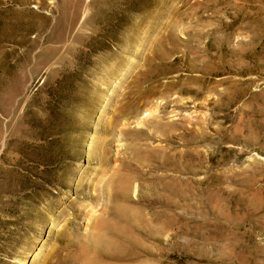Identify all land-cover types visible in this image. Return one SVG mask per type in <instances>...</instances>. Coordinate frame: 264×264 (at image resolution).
I'll list each match as a JSON object with an SVG mask.
<instances>
[{
    "label": "rangeland",
    "instance_id": "obj_1",
    "mask_svg": "<svg viewBox=\"0 0 264 264\" xmlns=\"http://www.w3.org/2000/svg\"><path fill=\"white\" fill-rule=\"evenodd\" d=\"M116 227L134 264H264V0H0V264Z\"/></svg>",
    "mask_w": 264,
    "mask_h": 264
},
{
    "label": "bare ground",
    "instance_id": "obj_2",
    "mask_svg": "<svg viewBox=\"0 0 264 264\" xmlns=\"http://www.w3.org/2000/svg\"><path fill=\"white\" fill-rule=\"evenodd\" d=\"M136 104V103H135ZM138 107L139 105L136 104ZM137 109L134 107V105L130 108V111H134ZM145 121V120H144ZM133 149L137 152L136 148L133 147ZM147 151H150L148 147H145ZM121 192L125 195L129 193V178H126V180L122 181ZM112 225V224H110ZM119 229L116 227L115 230L112 229H105L102 232V235L100 236L101 238L97 241L98 247H97V256L91 261V264H134L132 263V257L134 255H126V254H121L118 250L120 246L121 240L119 239L120 233H118ZM95 247V248H96ZM94 248V249H95ZM134 251V250H133ZM94 252V251H93ZM134 261V260H133ZM144 263L141 264H146V261H142ZM90 263V262H89ZM149 264V263H148Z\"/></svg>",
    "mask_w": 264,
    "mask_h": 264
}]
</instances>
